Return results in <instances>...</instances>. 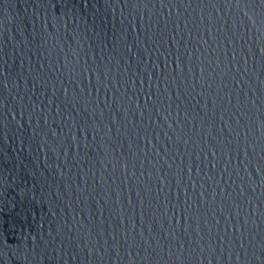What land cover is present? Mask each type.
<instances>
[{
  "label": "water",
  "instance_id": "obj_1",
  "mask_svg": "<svg viewBox=\"0 0 264 264\" xmlns=\"http://www.w3.org/2000/svg\"><path fill=\"white\" fill-rule=\"evenodd\" d=\"M0 264H264V0H0Z\"/></svg>",
  "mask_w": 264,
  "mask_h": 264
}]
</instances>
